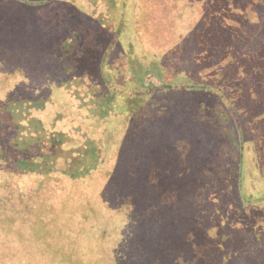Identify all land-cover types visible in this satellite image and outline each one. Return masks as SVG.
<instances>
[{"label":"rangeland","instance_id":"obj_1","mask_svg":"<svg viewBox=\"0 0 264 264\" xmlns=\"http://www.w3.org/2000/svg\"><path fill=\"white\" fill-rule=\"evenodd\" d=\"M198 1L191 3L198 4ZM202 1L205 3L202 5L203 10H214L213 15L209 13L206 24L214 20L223 27L238 28L232 30L233 39L248 41L253 37L251 33H255L253 40L261 36L258 27H252L251 23L263 22L261 13L264 11V0H221L219 11L215 9L216 5L211 7L206 4L207 0L200 2ZM56 3L66 6L64 15L70 17L73 27L68 37L59 35L64 36L59 41L57 35L51 33V29L43 26L32 30L24 38H12L4 25H0V93L6 101L0 102V264H119V260L122 264H152L149 256L157 247L165 250L169 245L170 256H174L161 259L172 262L183 248V237L180 236L171 245L172 240H167L165 234H169V228H174L178 223L185 230L184 238L193 233V228L196 232L193 234L199 233L197 236L204 241L206 237L217 233L218 230L215 229L214 233L213 228L203 229L206 214L197 212L196 209L197 206L202 209V203H205L207 197H213L219 186L215 183L214 174L203 186V182L207 181L201 171L186 173L187 169L178 167L182 165L184 158L181 152L183 145L187 149L190 137H186L183 144H178L185 135L182 123L178 126L169 123L170 128L183 131L179 134L169 129L162 120L166 116L165 109L171 111L170 116L177 112V118H183L185 110L180 105L172 103L170 106L166 103L169 100L183 103L187 107L193 106L190 97L165 94L159 98L160 94L151 92L143 95L138 92L129 96L126 92L130 93V89L136 88L127 84V81L135 83L138 78L144 83L137 85L139 90L159 86L162 75L169 74L168 78L171 79L174 65L178 67V77H183L189 70L182 47L173 48L171 44H167L166 33L172 25L147 21H142L141 24L140 0H128L127 9L122 5L108 8L111 6L108 3H114L113 0H57L54 5ZM151 3H154L153 0ZM183 5H179L171 13L178 10L183 12ZM159 8L156 5L155 11ZM46 9V6L40 7L39 17H45ZM107 10L111 12L107 14ZM179 13L175 16L181 17L184 14ZM124 15L125 26L119 21V16ZM110 18L114 23L110 22ZM193 20L195 22L191 25L200 24V21ZM80 24L82 28H78ZM194 26L190 27L192 35L201 43L203 39ZM139 27L149 43L143 42L139 36L136 30ZM82 29L86 35L82 34ZM57 30L60 31L59 28ZM150 41L162 44L160 47L155 44L152 46ZM17 43L20 53H17ZM234 51L235 48L231 47L227 54H234ZM33 52L39 54L40 58L33 64L28 63L26 59ZM61 55L68 69L67 74L64 67L57 62L56 65L53 63L54 57L59 56L61 59ZM80 55L83 57L82 63ZM208 55L207 48L196 51L194 55L197 58L198 73L205 79L213 78L217 71V67L210 66V62L203 64V59ZM132 61L134 70L131 67ZM208 61H212V58L209 57ZM228 61L229 57L223 63ZM71 76L75 77L74 82L70 81ZM70 93L74 98L80 99L73 103ZM261 95H264V91H261ZM151 96L152 99L148 102L147 98ZM158 98L166 101L165 107ZM44 104L47 122L53 123L58 117L69 116V127L76 128L71 133L75 141H70L65 146L67 148L64 153L60 152L57 156L59 165L55 166L56 171H62L76 159L78 161L75 165L78 166L82 164V160L94 164L99 160L101 163L98 166L103 174L97 175L94 169L86 173L83 165L79 180L84 184L78 185L71 181L70 191L66 190V194L70 193V197L75 198L73 195L81 192L78 189L84 188L86 193L96 184V188L90 190L94 193L86 197L85 202L66 204L63 199L56 200L57 195L50 198L45 196L46 201L42 199L44 197L39 199L33 191L40 189L41 183L31 186L25 181L38 176L28 175L29 173L22 175L18 171L16 161L30 158L34 148L51 149V140L41 138L44 132L51 137L56 129L54 123L52 129H47L48 132L43 130L44 122L40 112ZM142 113L144 116L148 113L157 115L156 118L163 122L156 124L153 121L149 128L155 132L144 140L131 136V125L142 118ZM61 114L63 116H59ZM92 123L100 125L98 133L91 128L98 126H91ZM83 135H89L93 140L91 145L94 146V153ZM73 136H69V139ZM246 155L243 180L250 191L251 174L259 170L253 165V156L248 151ZM56 179L61 178L56 175ZM48 185L53 190L58 188L56 182L48 181ZM107 187L113 189L108 190ZM251 195L254 196L252 193ZM184 197L189 204L195 201L196 206L192 207L193 211L190 213H187L183 204ZM128 199L132 201L129 205H135V208L132 206V211V207H129L128 213L132 212V218L136 221L133 219L128 228H125L126 211L120 209L126 208ZM252 201L258 202L257 199ZM221 202L215 200L210 204L220 205ZM40 203H45L47 207L41 208ZM29 208L34 212L40 210L42 220L48 222L56 219L59 224L56 226L51 223L37 235L39 228H34V217L28 211ZM230 212L221 218V226L231 222ZM209 219L213 225H217L218 221ZM160 220L164 221L160 229L161 238L155 241L152 238L153 228L160 226ZM244 223L248 224L246 221ZM236 226L233 224V227ZM247 227L237 234L231 232L236 238L242 237V241L234 242L237 247L229 245L226 250L222 248L224 256L229 260L226 264H264L260 236L258 235L257 242H251V230ZM263 228L254 229L251 233L254 234L253 239ZM140 229L146 235L141 245L133 234L135 230L140 232ZM176 233L177 228L172 236L175 237ZM142 248L148 254L142 252ZM17 250H21L20 253ZM213 250L216 251V248L209 247L212 255L216 256Z\"/></svg>","mask_w":264,"mask_h":264},{"label":"trees","instance_id":"obj_2","mask_svg":"<svg viewBox=\"0 0 264 264\" xmlns=\"http://www.w3.org/2000/svg\"><path fill=\"white\" fill-rule=\"evenodd\" d=\"M27 1L29 2H26L25 0H0V25H4L12 38H24L31 33L32 30L37 28L40 29V26L51 29V33L57 35L58 41L64 36H69L68 33L73 27H71L72 22L70 21V17L64 15L67 10L64 4L60 6V4L56 3L57 6L54 5L57 0ZM103 1L108 2V0ZM113 1L114 3H108L111 5L108 6V8H117L122 5L123 7H126L124 9H127L128 0ZM140 1L141 14L139 19L141 24L143 23L142 21H147L151 23L160 22L172 25L169 27L170 30L166 33V39L168 40L167 44H171L173 48L182 47L184 61L187 64V70L189 71H187L183 77H178V67L174 65V69H172L173 76L171 79L168 78L169 74H164L160 77L162 78V82L159 86L143 87L141 90L137 89V85H144L141 78L136 79V82H133L134 84L128 83L132 81L128 80L127 84H130L131 87L134 85L136 88L130 89L132 92L128 93L127 91L126 93L129 96L137 94L138 92L142 95L146 93L150 94V92L158 93L160 94L159 98L165 94H182L183 97H190V102L193 103L194 107L190 105L187 107V105L185 106L183 103H178L176 101L170 102L168 100L166 103V101H160L158 98L160 102H163L161 104L164 107L165 103L170 106L173 103L174 105H180L182 109L185 110L183 118H177V112H173L170 116L169 112L171 111L165 109L166 116L162 120H164V124L168 126L169 129L174 130L179 134L183 133V131L170 128L169 123H172L174 126H178L179 123H182V126L185 128V135L178 144H183L184 139L190 137L187 143V149L183 145V150L181 152L184 154V158H182L181 161L182 165L178 167L182 170L187 169L186 173H190L194 170L201 171L206 181L214 174L215 183L220 188L214 192L213 197L209 198L206 196L207 200L205 203H202V209H200L199 206H197L198 208L196 209L197 212L206 214V224L203 229L213 228V231L215 229L218 230L217 233L214 231L215 234L206 237L204 241L197 236L199 233L193 234L196 232L192 228L191 231L193 233L187 234L184 238L185 230L181 229L177 223V226H174V228H169V234L165 232L166 229L164 232L166 234V239L169 241L172 240L171 245L174 244L173 241L179 239L180 236L183 237L181 244L183 248L181 252H178L175 255L172 262H169L167 259H161V257L167 258L169 256V258H171L174 256H170L169 242V247L165 250L157 247L156 251L149 256V262H152V264H226L229 260L224 256L223 250L228 249L229 245L237 247L234 242L238 243L242 241V237L236 238V235H233L231 232L234 231L237 234V232H241L249 226L252 233L257 227H264V95H261V91H264V11L261 13V19H263L262 23H251L253 24L252 27H258L257 29L260 31L261 36L253 40L252 38L255 33H251L253 37L248 39V41H243L242 38L233 39L232 30L238 29L236 27H223L216 23V21L214 22V20L206 24L205 21L209 13L213 15L214 10L212 8L210 10H203L202 5H205L204 1L200 2L201 0H199L198 4L195 2L191 3V1L197 0H153V4L151 3V0ZM220 2L221 0H207L206 4L208 3L211 7L216 5L217 7H215V9L219 11L220 9L218 6L220 5ZM160 4H162V6ZM181 4H184L183 12L178 10L176 13L180 12L179 14H184L181 17H177L175 16L176 13L172 14L171 11H175ZM156 5L160 6L158 11H155ZM45 6L47 8V14L45 17L41 18L38 15V11L40 7ZM57 10L59 11L56 12ZM110 12V10H107V14ZM189 13L194 16L189 15ZM125 15L122 17L119 16V21H121L122 24L124 23V26L126 25ZM193 19L200 21V24L195 26L191 25V23L195 22ZM109 20L111 23H114L111 18ZM188 21H190V24ZM191 26L197 27V31L199 32V36L203 39V42L198 43L197 39L193 37L191 31L192 28H190ZM58 28L60 31L57 30ZM78 28H82V25L80 24V27ZM120 30L121 28H119V32ZM136 30H138V34L143 42L149 43L144 39L141 28L139 27V29ZM160 32L161 29L159 30V33ZM83 33L86 35L84 31L82 34ZM183 33L185 34L183 35ZM59 35L64 36L60 37ZM150 43L152 46L155 44L158 47L162 44L157 41H155V43L150 41ZM18 45L19 44L17 43L16 49L17 53H20ZM231 47L235 48L236 51L234 52L236 54H227ZM206 48L208 49L209 55L203 59V64L206 65L210 62V66L217 67V71L213 74V78L208 79H205L198 73L199 68L197 67V58L194 57L196 51ZM13 56L18 57V55ZM59 56L54 57L53 63L56 65L57 62L60 66L64 67V72L67 74L68 69L64 64L65 61L63 62L62 55L61 59ZM80 57V63H82L83 57L81 55ZM209 57L212 58V61H208ZM228 57L230 61L223 63ZM39 58L40 55L33 52L26 60L28 63L33 64ZM61 62L63 64H61ZM132 66L133 61L131 63V67ZM74 79L75 77L71 76L70 81L74 82ZM146 89L148 90L143 92ZM124 95V92H122V96ZM70 97L73 103L80 99L74 98L71 93ZM3 98L4 97L1 96L0 93V102L4 101ZM148 99V102H150L152 96L147 98V100ZM43 107L42 112H40V117L44 122L43 130L47 131V129H52L54 123L56 128L51 137L45 134V132L44 134H41L42 139L51 140V149L34 148L30 158L18 159L16 161L18 171L23 173L22 175L29 173L28 175L34 174L38 176L30 177L29 179L27 178L25 181L31 186L41 183V188L35 189V192L33 191L39 199L44 197L42 199H45L46 201L47 198L45 196L50 198V196L55 197L57 195L55 199L58 201L63 199L66 204L69 202H85V200H87L86 197L91 193H94L90 190L96 188V184L86 193L84 192V188L78 189L81 190V192L80 194L78 193L79 195L74 194L73 196H75V198H71L70 193L66 194V190L70 191L69 185L72 184L71 181L76 182L75 184L78 185L84 184L79 180V177H81V174L83 173L81 171V166L83 165L86 173L93 171L94 169V172L97 173V175H100V173L103 174V171H101L98 166L101 163L99 160L94 164L81 159L82 164L78 166L75 165L78 161L76 159L72 161V164L68 163L62 171L57 172L55 169V166L59 165L57 156L60 152L61 154L64 153L67 148L65 146L70 141H75L74 136L71 133L74 132L76 128H70L69 124L71 123V119L69 116L64 118L65 116L62 114L59 116L63 117H58L59 119L55 121L53 120V123L47 122L45 104ZM2 111H6V109H2ZM156 116H152L148 113L145 116L143 115L138 122L133 123L131 125L132 138L137 137V139L139 138L142 140L149 139V136L155 132L152 130L150 131L149 128L152 122L154 121L156 124H163L162 120L157 119ZM95 125L98 127L91 128L98 133L100 125L97 123L91 124V126ZM69 136L73 137L69 139ZM83 137L87 139V145L92 148V152L94 153V146L91 145L93 140L90 139L89 135H83ZM247 151L253 156V165H256L259 170L256 173L251 174L252 186L250 191L247 188L245 180H243ZM86 153H88L87 149ZM259 166L261 168H259ZM56 175L61 179L57 180ZM48 181H51V183L56 182L58 188H55L54 190L50 189L51 186L48 185ZM63 181H65V183H63ZM92 182H94V177L92 178ZM207 183L208 181L203 182L202 185L204 186ZM107 188L108 190L113 189L110 187ZM251 193L254 194V196L251 195ZM252 199H257L258 202H253ZM215 200H220L222 202L220 205L210 204L211 201ZM131 202V199H128L126 208L122 207L120 209L121 211L124 209L126 211L124 214L125 219L127 220L125 228H128L133 219L135 220V218H132L133 213H128L129 207L131 208L133 206L135 208L133 203L132 205H129ZM22 203L24 205V202ZM41 204V208H44L45 206L47 207L45 203H40L39 205ZM183 204L187 209V213L193 211L192 207L196 206L195 201L189 204L186 201V197L183 198ZM133 207L131 211L133 210ZM25 209L26 207L24 210ZM31 210L33 209H28V211L33 213L32 217H34V221L32 224L35 225L34 228H39V233H36L37 235H39L45 227L50 226L51 223L56 226L59 224V220L56 221V219H54V221H44L42 220V213L40 210H37L36 212ZM228 211H231V222L221 226L220 220ZM143 212L149 214L147 211ZM209 218L218 221L217 225H213ZM245 221L248 224H245ZM163 222L164 221L160 220V226L153 228L154 233H152V238L155 241H159L161 238L160 229L162 228ZM233 224L237 226L233 227ZM176 228L177 233L174 237L172 236V233ZM203 229H201V231ZM138 231L140 232L135 230L133 234L136 235L139 244L141 245L146 235L143 229ZM227 231H230V233H226ZM263 232L264 228L260 233H257L256 238L254 239V234L251 235L250 233V241L257 242V240H259L258 235L260 236L262 255L264 256V234H261ZM103 234L106 235V232L103 231ZM132 243L134 244V242ZM16 244L18 245V243ZM209 247L213 249L216 248V251L213 250L216 256L212 255V252L209 251ZM17 251L20 253L21 250ZM141 251L148 254L143 248ZM238 258L240 261L241 258L239 256ZM230 260L232 261L233 259ZM119 264H122L120 260Z\"/></svg>","mask_w":264,"mask_h":264}]
</instances>
